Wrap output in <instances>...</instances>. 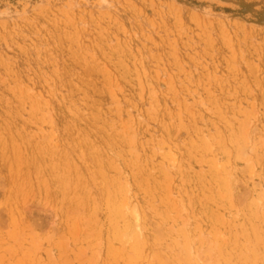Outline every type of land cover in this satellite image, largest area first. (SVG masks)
<instances>
[{"label":"rangeland","instance_id":"1","mask_svg":"<svg viewBox=\"0 0 264 264\" xmlns=\"http://www.w3.org/2000/svg\"><path fill=\"white\" fill-rule=\"evenodd\" d=\"M0 264H264V0H0Z\"/></svg>","mask_w":264,"mask_h":264},{"label":"bare ground","instance_id":"2","mask_svg":"<svg viewBox=\"0 0 264 264\" xmlns=\"http://www.w3.org/2000/svg\"><path fill=\"white\" fill-rule=\"evenodd\" d=\"M101 62V61H100ZM100 72V71H99ZM31 93V92H30ZM28 94V93H27ZM42 98V97H41ZM189 104V103H188ZM66 113V112H65ZM39 115V114H38ZM26 116V115H25ZM49 116H50V114H49ZM51 118H52V116H51ZM52 120V119H51ZM73 121V120H72ZM23 146V145H22ZM84 153V152H83ZM23 169V168H22ZM75 213V212H74ZM135 215V218H137V219H139V215L137 214V212L134 214ZM137 224V223H136ZM137 226H138V224H137ZM63 235V234H62ZM60 237H61V235H60ZM64 239V238H63ZM64 241H66V240H64ZM10 244V243H9ZM30 251H31V249H30ZM233 255V254H232Z\"/></svg>","mask_w":264,"mask_h":264}]
</instances>
